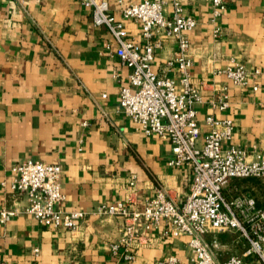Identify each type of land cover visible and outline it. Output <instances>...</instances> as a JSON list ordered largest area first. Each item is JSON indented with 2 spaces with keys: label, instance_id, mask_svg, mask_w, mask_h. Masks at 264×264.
Segmentation results:
<instances>
[{
  "label": "crops",
  "instance_id": "0c3cea01",
  "mask_svg": "<svg viewBox=\"0 0 264 264\" xmlns=\"http://www.w3.org/2000/svg\"><path fill=\"white\" fill-rule=\"evenodd\" d=\"M178 1L196 20L188 32V55L193 62L190 77L201 96L196 104L201 138L209 131L207 116L230 118L235 129L224 146L241 147L249 160L264 155V0L229 1L218 18L209 0ZM108 2L129 36L142 44L140 23L123 19L118 0ZM172 11L173 0H166V15ZM154 41L160 44L154 53L155 71L179 83L177 39L157 34ZM118 47L106 26L95 25L81 0H0V210L20 212L6 222L0 218V260L157 264L176 255L183 264H192L189 237L165 232V223L149 230L139 223L143 235L131 250L133 257L114 256L110 244L120 238L125 219L96 212L98 206L118 200L142 208L159 192L181 205L193 178L187 165H169V140L145 135L123 111L119 88L128 82L130 69ZM231 59L259 73L237 86L219 72ZM224 89L229 106L220 110L217 103ZM27 159L61 166L66 197L61 207L87 212L76 230L45 226L24 212L28 196L10 184L13 166ZM132 178L134 186L129 185ZM238 194L252 195L264 206V180L231 179L224 196Z\"/></svg>",
  "mask_w": 264,
  "mask_h": 264
},
{
  "label": "built area",
  "instance_id": "2783aa9c",
  "mask_svg": "<svg viewBox=\"0 0 264 264\" xmlns=\"http://www.w3.org/2000/svg\"><path fill=\"white\" fill-rule=\"evenodd\" d=\"M209 1L214 18H218L228 2L233 0ZM118 2L122 6L123 19L140 23L145 40L142 44L129 36L125 22L110 11L108 0H81V4L92 11L95 25L106 26L114 35L119 44L117 53L130 69L128 82L119 88L120 105L145 135L169 140L172 152L169 165H187L193 172V178L181 205L168 199L164 192H159L142 208H132L122 200L98 206V214L118 215L125 219L120 238L110 244L111 253L118 258L131 259L132 248L142 240L138 224L143 223L149 230L165 223V232L189 237L192 264H264V206H259L252 195L224 196V189L233 178L264 179V155L257 154L249 160L241 147L224 146L231 140L235 129L230 118L217 120L212 115L207 116L205 123L209 131L201 138L196 108L201 96L190 77L193 62L188 55V32L195 27V18L184 13L178 0H173L170 16L166 15V0ZM157 34L177 39V61L181 65L179 83L172 77L159 74L153 67L154 53L160 45L154 41ZM219 72L237 86L247 85L249 78L259 73L258 70L249 72L235 59H231ZM253 88L257 89L258 85ZM217 105L220 110L229 106L225 89ZM12 170L15 177L11 188L26 194L29 199L25 213L45 226L67 230L78 228L87 212L61 207L66 197L62 192V168L59 164L27 159L15 164ZM129 185L134 186V178ZM18 213L17 209H2L0 218L6 222ZM230 231L239 233L247 241V248L241 255L233 254L220 260L214 250L218 242L211 244L206 236ZM0 264L9 263L0 260ZM157 264L183 263L178 256L171 255Z\"/></svg>",
  "mask_w": 264,
  "mask_h": 264
},
{
  "label": "rangeland",
  "instance_id": "374dc122",
  "mask_svg": "<svg viewBox=\"0 0 264 264\" xmlns=\"http://www.w3.org/2000/svg\"><path fill=\"white\" fill-rule=\"evenodd\" d=\"M217 235L218 246L215 247V252L218 255L222 254V257L218 259H227L232 253H236L241 255L247 248V241L240 236L239 233L230 231V232H222V233H212ZM211 236V235H209ZM207 237V241L210 243L213 237ZM219 241L221 243H219Z\"/></svg>",
  "mask_w": 264,
  "mask_h": 264
},
{
  "label": "trees",
  "instance_id": "16d2710c",
  "mask_svg": "<svg viewBox=\"0 0 264 264\" xmlns=\"http://www.w3.org/2000/svg\"><path fill=\"white\" fill-rule=\"evenodd\" d=\"M249 178H255V177H249ZM256 179L264 180L263 178H256ZM214 242H218L217 235L215 237H213L212 241H210L211 244H213ZM219 243H221V242L219 241ZM234 254H236V253H234ZM231 255H233V253Z\"/></svg>",
  "mask_w": 264,
  "mask_h": 264
}]
</instances>
